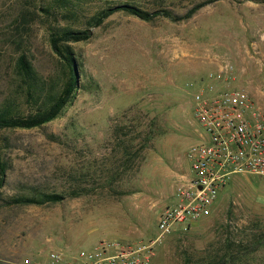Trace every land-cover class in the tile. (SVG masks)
<instances>
[{
  "label": "rangeland",
  "instance_id": "rangeland-1",
  "mask_svg": "<svg viewBox=\"0 0 264 264\" xmlns=\"http://www.w3.org/2000/svg\"><path fill=\"white\" fill-rule=\"evenodd\" d=\"M119 1L182 17L209 0ZM48 2L0 0V103L12 95L19 36L42 78L60 75L41 10ZM102 6H81L71 25L87 31V39L70 44L81 83L72 104L41 128L0 133L9 163L0 188V264L43 261L50 251L74 255L102 239H154L158 214L188 176L186 153L201 136L192 95L216 63L234 66L230 87L244 89L264 113V0H217L177 21L160 14L146 22L120 11L87 26ZM73 189L82 193L69 196ZM34 191L65 199L2 205ZM263 235L264 178L236 176L208 217L156 245L151 264H264V246L237 261L228 255Z\"/></svg>",
  "mask_w": 264,
  "mask_h": 264
},
{
  "label": "built area",
  "instance_id": "built-area-1",
  "mask_svg": "<svg viewBox=\"0 0 264 264\" xmlns=\"http://www.w3.org/2000/svg\"><path fill=\"white\" fill-rule=\"evenodd\" d=\"M235 72L222 60L196 85L192 113L201 136L186 153L188 176L158 214L154 239H102L74 255L50 251L43 261L24 259L22 264H151L156 245L208 217L232 179L264 178V113L244 89L230 87Z\"/></svg>",
  "mask_w": 264,
  "mask_h": 264
},
{
  "label": "trees",
  "instance_id": "trees-1",
  "mask_svg": "<svg viewBox=\"0 0 264 264\" xmlns=\"http://www.w3.org/2000/svg\"><path fill=\"white\" fill-rule=\"evenodd\" d=\"M217 1L209 0L199 3L189 9L182 17H177L168 11L145 12L139 8L121 3L119 0H49L41 10L45 13L47 25V42L51 52L58 58L60 68L59 77L45 80L41 77L33 60L24 51L23 37L15 38L13 45L16 54L12 59V95L0 103V133L2 131L32 130L58 118L64 110L72 104L81 88L80 72L73 49L70 44L87 39V31H79L71 25L78 21V11L81 6L98 2L103 6L86 21L89 27H99L112 14L126 12L143 21H152L160 14L173 21L187 20L205 4ZM64 25H59V22ZM55 23V24H54ZM20 102L26 105L22 110ZM53 138V137H51ZM7 138L0 134V188L3 186L9 167L2 149ZM82 191L73 189L69 196H79ZM65 195L56 192L34 191L2 199L4 206H44L62 202ZM264 246V235L257 236L249 246L240 245L239 250L230 253L229 259L237 261L247 257ZM223 261V260H222ZM219 264V263H218Z\"/></svg>",
  "mask_w": 264,
  "mask_h": 264
},
{
  "label": "crops",
  "instance_id": "crops-1",
  "mask_svg": "<svg viewBox=\"0 0 264 264\" xmlns=\"http://www.w3.org/2000/svg\"><path fill=\"white\" fill-rule=\"evenodd\" d=\"M205 76H206V75H204V76L202 77V79H204V78H205ZM188 174H189V173H188ZM188 174H187V175H188ZM249 178H250V177H249ZM252 181H257V180H254V179H253Z\"/></svg>",
  "mask_w": 264,
  "mask_h": 264
},
{
  "label": "water",
  "instance_id": "water-1",
  "mask_svg": "<svg viewBox=\"0 0 264 264\" xmlns=\"http://www.w3.org/2000/svg\"><path fill=\"white\" fill-rule=\"evenodd\" d=\"M88 34H89V32H88ZM264 91V90H263Z\"/></svg>",
  "mask_w": 264,
  "mask_h": 264
}]
</instances>
